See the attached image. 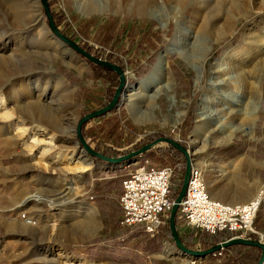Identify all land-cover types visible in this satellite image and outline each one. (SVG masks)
Wrapping results in <instances>:
<instances>
[{
  "label": "rangeland",
  "instance_id": "1",
  "mask_svg": "<svg viewBox=\"0 0 264 264\" xmlns=\"http://www.w3.org/2000/svg\"><path fill=\"white\" fill-rule=\"evenodd\" d=\"M46 1L53 23L64 37L83 50L88 49L95 58L118 63L123 73L125 83L115 110L104 117L89 120L83 126L81 135L91 150L117 159L143 148L153 138L178 139L177 143L185 146L194 165L203 162L216 170L234 160L228 169L238 178L237 184L229 188L232 192L247 190L248 186L253 185L254 178L260 177L262 183H257L259 188H255V195L264 193V0H204V4L200 0H192L193 9L204 8L194 12L188 7L191 0L169 1L179 7L180 18H186L185 30H200L206 36L209 34L207 28L213 21L219 19L215 28L223 24L221 18L226 9L237 8L240 14L228 35L217 40L209 39L211 50L201 67L202 78L198 83L195 82V72L178 53L167 56L166 64L174 82V100L161 95L156 102L154 121L145 120L142 123L134 121L123 95L127 89L150 76L158 55L166 49L175 32L177 23L173 15L167 13L161 22L152 17L116 15L111 11L83 15L77 11L75 0ZM23 3V19L26 22L18 31L20 36L10 42L12 27L8 25L9 34L3 46L0 45V54L15 52L23 71L44 64L48 69H35L31 73L30 81L36 86V89L31 88L34 94L21 97L23 89L30 88V81L23 73L22 90L19 92L21 102L7 104L5 110L0 111V116L10 112L15 104L20 106L28 100L43 101L49 95L56 100V94L62 91V96L68 98L65 101L73 104L71 118L77 120L74 137L64 135L57 138L55 144L69 153L71 150L65 147L77 142L76 153H79L83 151L76 137L79 120L107 106L117 89V82L108 76H100V72L95 71L87 59L51 32L41 0H24ZM1 8L0 2V11ZM189 20L194 21L193 25L188 23ZM244 28L247 31L245 38L242 36ZM5 43L8 47L4 46ZM18 45L25 46L19 54L16 52ZM229 51L232 55L240 56L237 59L244 60L245 71L251 78L249 81L261 84L253 135L250 137L236 132L229 140L217 143L210 140L207 146L209 154L204 156L195 152L198 145L191 144V132L209 82L210 67L219 66L232 58L230 55L223 60ZM68 58L71 59V66L65 63ZM170 102L174 103L171 105ZM4 123L0 122V264H56L52 260H57L58 264H154V261L163 264H224V254L194 257L175 248L173 241H166L170 246L164 243L165 247L168 245L175 250L170 256H165L162 249L146 258L142 248L144 243L137 236L140 231L121 225L118 180L124 177L128 164L141 159L148 160L152 167L170 166L173 169L172 191L182 185V172L177 161L179 156L170 155L166 143H158L150 150L118 163H108L83 151L85 160L90 163L87 172L50 176L46 162L50 163L51 168L63 171L73 169L77 164L50 156L38 159L41 149H31L29 137L16 139L12 126ZM214 150H226L228 154L214 156ZM235 152L238 156L232 158L230 153ZM100 172L117 174L111 177L97 176ZM49 177H66L68 183L44 182ZM65 191L69 195L75 192L71 202H65L68 197ZM37 193L46 197L48 202L43 205L34 200L23 203L25 197ZM61 205L65 207L62 209ZM80 205L91 206L95 210V218H90L83 209L77 210L80 213L78 216L70 213ZM175 227L187 250L204 252L214 247L211 236L187 227L179 215H176ZM260 229L264 231V226ZM61 251L68 258L61 257Z\"/></svg>",
  "mask_w": 264,
  "mask_h": 264
},
{
  "label": "bare ground",
  "instance_id": "2",
  "mask_svg": "<svg viewBox=\"0 0 264 264\" xmlns=\"http://www.w3.org/2000/svg\"><path fill=\"white\" fill-rule=\"evenodd\" d=\"M23 1L24 0L0 1L2 7L0 11V45L2 46L4 39L7 37V34H9V31H7L8 25L12 27L9 37L10 42L20 36L18 31L23 23L26 22V20L23 19ZM169 1L171 0H75L77 11H80L83 15L111 11L116 15L133 14L140 18L152 17L161 22L162 18L166 17L165 15L167 13H170L177 23L170 43L166 49L158 55L150 76L139 82L136 86L127 89L123 95V99L127 102L130 114L136 123H142L145 120L154 121L156 102L161 95H166L174 100V82L166 64L167 56L171 53H178L195 72V82L198 83L202 78L201 67L206 55L211 50L208 44L209 39L215 38L217 40L218 38L228 35L234 28L236 17L240 14L237 8L226 9L221 18L224 21L223 24L215 28L219 19L213 21L209 28H207L209 34L206 36L203 32H200V30L196 32L191 28L185 30L184 25L187 23L185 21L186 18L185 20L180 18L179 7L173 6ZM195 1L198 2L199 0ZM193 2L194 1L188 4L190 5L188 7H190L193 12L204 9L203 6L198 9H193ZM200 2L203 3L204 0H200ZM242 10L243 9H241V12ZM9 19H11L9 22L10 24L7 22ZM15 22L18 24H15ZM188 23L193 25L194 21L189 20ZM162 25H165V23ZM245 34H247V31L244 28L242 30L243 38H245ZM257 34H255V36ZM4 46L8 47L6 43ZM24 47L25 46L18 45L16 52L18 54L21 53ZM230 53L229 51L228 54L223 57L224 61L232 55ZM43 57L47 58L46 55H43ZM238 57L240 56L233 54L232 58L221 65H212L210 67L209 82L206 86L204 96L200 100L196 125L191 132V144L198 145L195 152L202 153L204 156L209 154L207 146L210 140L215 141V143H217V141L229 140L236 132L245 133L250 137L253 135V123L256 119V113L259 107V91L261 89V84L257 82L251 83V81H249L251 78L245 71V62L242 58L237 59ZM65 63L68 66L72 65L71 59L69 58ZM35 69L46 71L48 67L45 64L40 65L38 68L37 66H31L29 71L28 69L23 71L22 68H20L19 59L15 52L11 51L9 55L0 54V111H4L6 108L5 106L9 103L16 102L18 104L21 102L22 99L19 96V92L22 90L20 84L23 81L21 75L23 73L26 74L25 77L30 81L32 77L31 73ZM28 84L30 88L23 89L21 97L25 96V94L28 96L34 94V91H31V88L36 89L34 82L30 81ZM53 98H55L53 95H49L48 98L43 101L36 99L34 101L28 100L23 105L20 104V106L15 104L10 112L7 111L0 116V122H5V125L9 124L12 126L16 139L29 137L30 148L37 147L41 149L38 159L44 156H50V158L55 157L57 160L77 164L73 169L71 168L63 171L51 168L49 166L50 163L46 162L45 166L47 171L50 172V176L56 174L65 176L68 173L74 175L83 174L88 171L90 163L86 161L87 159L85 160L84 150V152L80 151L76 153L78 148L77 142H73L70 147H65L71 150L69 153H65V151L62 150L63 147L61 148L55 144L56 139L64 135L74 137V124L77 119L71 118V113L74 110L73 104L69 102V100L68 102L65 101L68 98L62 96V91L56 94V98L58 99L55 100ZM170 103L172 105L174 102ZM55 162L56 160L51 163ZM233 163L234 160L225 165H221L216 170H213L203 162H198L194 166L200 168L204 172L208 192L212 198L230 204L245 203V201L253 200L257 196L255 195L256 192L254 189L249 191L243 189L241 192L237 190L232 192L229 189L232 185L237 184L238 181L237 176L233 175L231 171H228ZM44 182L67 185L68 180L66 177H49L46 178ZM220 194L227 195V197L221 196ZM73 195H75V192L72 195L66 192L65 196L68 197L65 202H71ZM61 198L63 197L61 196ZM29 200H34L40 203V205L48 202L46 197L38 193L25 197L23 203L25 204ZM51 204L52 203H50L49 206L50 208ZM80 206L74 208L70 213L78 216L80 213H78L77 210L83 209L84 213L90 218H95V210L91 206ZM60 207L64 208L65 205H61ZM174 252V249L166 245L164 252L165 256H170ZM60 256L68 258L63 251L60 252ZM51 262L58 264L57 260H52Z\"/></svg>",
  "mask_w": 264,
  "mask_h": 264
},
{
  "label": "built area",
  "instance_id": "3",
  "mask_svg": "<svg viewBox=\"0 0 264 264\" xmlns=\"http://www.w3.org/2000/svg\"><path fill=\"white\" fill-rule=\"evenodd\" d=\"M133 164L135 169L121 181L120 222L128 228L140 226L153 236L163 225H168L174 204L169 197L173 169L152 167L148 160L141 159ZM259 213L264 219V193L245 203L216 200L208 192L204 172L191 159L187 189L177 210L187 227L209 235L227 233L229 240H253L264 246V232L255 227Z\"/></svg>",
  "mask_w": 264,
  "mask_h": 264
},
{
  "label": "water",
  "instance_id": "4",
  "mask_svg": "<svg viewBox=\"0 0 264 264\" xmlns=\"http://www.w3.org/2000/svg\"><path fill=\"white\" fill-rule=\"evenodd\" d=\"M41 4H42V6L44 8V12H45V14L47 16V19H48L49 29L51 30V32L60 41H62L68 47L72 48L75 52H77L79 55H81L82 57H84L88 61L92 62L93 64H95L97 66H100L102 68H105V69H110V70L116 72L118 74V76H119V86L117 87V89H116V91L114 93V96H113L112 100L110 101V103L107 106H105V107H103V108H101V109H99V110H97L95 112H92V113L84 116L83 118H81L79 120L78 125L76 126V137H77V139L79 141V144L81 145L82 149L86 153H88L90 156L99 158V159L104 160V161H106L108 163H118V162H121L123 160H128L131 157H136L137 155L150 150L152 147H154V145H156L158 143H166L167 145L173 146L174 148L179 150L184 155L185 160H186V168H185V173H184L182 185H181L180 191H179L176 199L174 200V204H173L172 210L170 211L169 221H168L169 228H170V231H171L172 240L174 242L175 248H177L178 250H180L182 252L190 254V255H192L194 257H198V256L209 255L211 253L217 252V251H219L221 249H224V248H226V247H228L230 245H233V244H243V245L255 246V247L259 248L261 250V252H262L261 253V257H260V259H259L257 264H262V262L264 260V246L259 244L258 242H255V241L241 240V239H232V240H228L226 242H223L221 244H218L214 248L206 250L204 252H192V251L187 250L182 245V243H181V241L179 239L178 233L176 231V227H175V215L177 214L178 205L181 202L182 198L184 197L186 189H187L188 177H189V174H190V171H191V157H190V154H189L188 150H186L185 148L181 147L177 142H175L174 140L169 139V138H159L155 142H153V143H151V144H149L147 146H144L142 149H140L139 151H137L135 153H132L129 156H126V157H123V158H117V159H110V158L103 157L102 155L95 153L93 150H91L89 148V146L87 145V143L85 142V140L83 139V137L81 135V127H82L83 124H85L89 120L102 117V116H104V115H106V114H108V113H110V112L115 110V108H116V106L118 104V100H119L121 91H122V89L124 87V83H125V80H124V77H123V73L118 67L112 65L111 63H109L107 61H103V60H100L98 58L93 57L92 55H90L87 52H85L82 48L77 46L74 42H72L69 39H67L66 37H64L57 30V28L55 27V25L53 23L52 16H51V14H50V12L48 10V7H47V1L46 0H41Z\"/></svg>",
  "mask_w": 264,
  "mask_h": 264
},
{
  "label": "crops",
  "instance_id": "5",
  "mask_svg": "<svg viewBox=\"0 0 264 264\" xmlns=\"http://www.w3.org/2000/svg\"><path fill=\"white\" fill-rule=\"evenodd\" d=\"M104 116H102V117H104ZM221 151H223V150H214L213 155L214 156L218 155L219 157H222V156H225V155L228 154V152H226V150H224L225 152H221ZM230 151H232V150H230ZM230 154H231L230 156H232V158L238 156L237 152L230 153ZM133 165L134 164L132 163V164H128L126 166L127 167L126 168L127 171H125V173H123L124 177L126 176V174L129 171H132V170L135 169V167ZM100 173L101 174L97 173L96 175L97 176L98 175H105V177H111L110 175H114L115 176L117 174V173L115 174V172H112L111 174L102 173V172H100ZM124 177L121 179V181L124 179ZM258 182H259V184L262 183L260 177L254 178L253 185L252 186L251 185L248 186L247 190L248 191L251 190V189L255 190V188L258 187V185H257ZM221 196L227 197V195H223V194ZM248 201H251V200H248ZM248 201H245V202H248ZM134 228L136 230L140 231V233H137V236L141 237L140 240L144 243V247H142V248L144 250L143 252H144V255H146V258L151 256L154 253H158L159 251H162V249L165 251V244H168L166 241H173L172 240V236H169V234H168V230H167V226L166 225H163L153 236L146 234L143 231L142 227H140V226H137V227H134ZM228 236L229 235L227 233H220L219 235H217V237L215 239V242H217V245L221 244L223 242H226V241L229 240V238H227ZM250 241H253V240H250ZM217 245H215V246H217ZM214 247H212V248H214ZM248 247L257 248L255 246H249V245H243V244H233V245H230V246H228V247H226L224 249H221V250H219L217 252H214V253H211V254H212V256H215L217 253L221 254V255L222 254L226 255L225 259H224L225 260L224 264H250V263H252V260L250 259V257L247 258V253H248V249L247 248ZM212 248H210V249H212ZM164 251L162 253H164ZM158 256H159V254H158ZM159 257H162V256H159ZM162 258H164V257H162ZM154 264H163V263L154 261Z\"/></svg>",
  "mask_w": 264,
  "mask_h": 264
},
{
  "label": "trees",
  "instance_id": "6",
  "mask_svg": "<svg viewBox=\"0 0 264 264\" xmlns=\"http://www.w3.org/2000/svg\"><path fill=\"white\" fill-rule=\"evenodd\" d=\"M84 51L87 52L88 54H91L90 51L88 49H86V48L84 49ZM88 62H89L90 65L93 66V68H94L95 71L100 72V76H105V77L108 76L109 78H113V82H117V86L116 87H118V85H119V77H118V74L116 72H114V71H112L110 69H105V68H102L100 66H97V65L93 64L90 61H88ZM110 63L112 65H115V66L119 67V64L118 63H115L114 61H111ZM113 95L114 94H112V97H113ZM112 97H111V99H112ZM83 126H84V124L81 127V132H82ZM157 139H159V138H153L150 142H148L144 146H147V145L155 142ZM179 145L181 147L185 148L184 145H182V144H179ZM168 147H169V154L170 155L174 154L175 157H178L179 156V159H177V161L179 163L178 166H179L180 172H182V178H183L184 177V173H185V168H186V160H185V157H184V155L179 150H177L173 146L168 145ZM140 149H142V147L138 148L134 152H137ZM134 152H130V153L126 154V155L127 156L128 155H131ZM102 156L103 157H106V158H110V157H107L105 155H102ZM118 188H120V194H121V180H118ZM180 188H181V185H178L177 189L174 190V191H172V189H171V182H170V194H169V197H170L171 200H175L176 199V197H177V195H178V193L180 191ZM176 215H175V218H176ZM263 226H264V219H263L262 215L259 213L257 215L256 220H255V227L259 231H263V229H260ZM167 230H168L169 236H171V232L169 231V224L167 225ZM207 235L212 237V239H213V241L211 242L212 245L213 246L217 245V242H215V239H216L217 235H219V234H216V235H209V234H207ZM227 238H229V236ZM247 249H248L247 258L250 257V259L252 260V263H250V264H256L257 261L259 260V257L261 256V253H262L261 250L258 249V248H254V247H248Z\"/></svg>",
  "mask_w": 264,
  "mask_h": 264
}]
</instances>
